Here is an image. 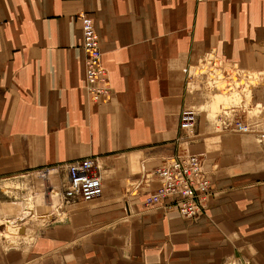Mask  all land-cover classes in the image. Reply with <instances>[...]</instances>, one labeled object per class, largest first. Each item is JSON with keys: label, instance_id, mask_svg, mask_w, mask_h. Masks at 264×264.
Returning <instances> with one entry per match:
<instances>
[{"label": "crops", "instance_id": "crops-1", "mask_svg": "<svg viewBox=\"0 0 264 264\" xmlns=\"http://www.w3.org/2000/svg\"><path fill=\"white\" fill-rule=\"evenodd\" d=\"M82 12L111 80L99 104L86 91ZM207 56L257 76L262 111L243 118L259 132L219 127L189 88ZM194 105L184 132L181 110ZM263 133L264 0H0V221L20 228L27 190L62 191L73 160L96 157L103 183L99 198L32 223L27 247L0 240V264H264ZM191 154L212 182L205 210L147 207L154 169Z\"/></svg>", "mask_w": 264, "mask_h": 264}, {"label": "built area", "instance_id": "built-area-1", "mask_svg": "<svg viewBox=\"0 0 264 264\" xmlns=\"http://www.w3.org/2000/svg\"><path fill=\"white\" fill-rule=\"evenodd\" d=\"M203 1V0H197ZM84 38V52L86 65V91L91 103L99 104L109 99L112 86L109 71L102 61V51L99 36L94 27L93 18L87 13L78 15ZM205 64L209 67L216 65V56H207ZM202 61L189 74V88L203 90L204 81H199ZM195 71V72H194ZM191 78L193 82H191ZM199 85L198 89L196 86ZM198 110L195 106H185L180 114V128L184 132H191L196 124ZM227 129L257 133L259 132L251 122L242 116H236L232 121L225 118L223 125ZM264 138V133L261 134ZM68 181L62 191H59L63 204L76 201L89 202L99 198L103 193L102 176L96 157H86L73 160L67 164ZM44 170L43 173H47ZM153 174L158 177L159 185L145 198L147 207L164 205V201L172 198V202L165 204L166 209L173 208L187 219L196 218L206 208V204L213 193L209 174L203 168L199 155L191 154L176 158L168 164L158 166Z\"/></svg>", "mask_w": 264, "mask_h": 264}, {"label": "rangeland", "instance_id": "rangeland-1", "mask_svg": "<svg viewBox=\"0 0 264 264\" xmlns=\"http://www.w3.org/2000/svg\"><path fill=\"white\" fill-rule=\"evenodd\" d=\"M218 60L217 64L212 67L207 66L204 63L205 60H202L200 66L203 75L200 76L199 81L205 80L202 95L211 104L210 117L215 119L217 125L221 127L225 118L232 121L239 115L243 117L247 114L248 118H252L261 113L262 108L253 101V87L257 76L249 72H241L242 69L238 66L225 63L222 59L218 58ZM191 82H193L192 78ZM196 87L200 88L199 85ZM195 107L203 109V107ZM32 190H27L29 194L25 203L30 215L20 228L16 227L11 220L0 221L3 223L0 227V240L6 247L17 246L21 243L27 247L35 237L32 223H36L35 230H37L39 225L43 227L46 224L54 212L62 211L63 201L59 192H51L49 199H46L43 192L38 198L34 197ZM48 201L51 202V207L47 205ZM46 211L50 215L47 219L43 217Z\"/></svg>", "mask_w": 264, "mask_h": 264}, {"label": "bare ground", "instance_id": "bare-ground-1", "mask_svg": "<svg viewBox=\"0 0 264 264\" xmlns=\"http://www.w3.org/2000/svg\"><path fill=\"white\" fill-rule=\"evenodd\" d=\"M54 192H56V193H57V192H59V190H55Z\"/></svg>", "mask_w": 264, "mask_h": 264}, {"label": "water", "instance_id": "water-1", "mask_svg": "<svg viewBox=\"0 0 264 264\" xmlns=\"http://www.w3.org/2000/svg\"><path fill=\"white\" fill-rule=\"evenodd\" d=\"M28 212V211H27ZM26 214V213H25Z\"/></svg>", "mask_w": 264, "mask_h": 264}]
</instances>
